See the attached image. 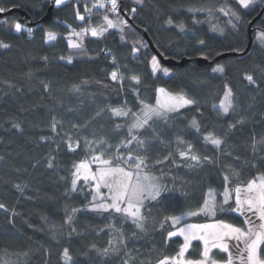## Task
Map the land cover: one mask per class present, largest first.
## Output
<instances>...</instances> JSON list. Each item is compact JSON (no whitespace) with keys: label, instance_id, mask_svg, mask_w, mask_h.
Instances as JSON below:
<instances>
[{"label":"trees","instance_id":"obj_1","mask_svg":"<svg viewBox=\"0 0 264 264\" xmlns=\"http://www.w3.org/2000/svg\"><path fill=\"white\" fill-rule=\"evenodd\" d=\"M76 3L67 0L56 7L53 0H0V7L12 10L0 17V41L10 45L0 48V203L7 209H0V264H157L183 243L181 238H168L174 230L168 217L197 210L209 187L222 190L224 174L234 182L264 174V43L258 36L264 32V12L249 29L264 2L256 0L243 8L236 0H140L135 6L132 0H119L120 17L129 25L125 38L121 40L119 29H110L103 37H87L86 53L73 55L69 64L60 59L72 54L63 37L86 26V21L75 18ZM85 3L91 7L92 0H81V13ZM225 4L240 17L235 28L227 23L230 17L218 11ZM51 5L50 17L43 21ZM104 13L105 9L93 8L92 24L100 23ZM14 22L25 30L16 32ZM26 28L33 29L31 35ZM248 30L252 43L246 53L210 65L195 61L243 52ZM47 31L56 32L58 39L46 43ZM145 35L164 58L187 62L160 63L171 72L153 75L150 61L155 54ZM201 40L203 45L198 43ZM134 45L139 49L135 54ZM217 65L223 73L212 71ZM113 70L124 76L122 85L111 80ZM133 75L140 77L139 84L130 80ZM245 75H252L256 83H249ZM44 84L50 87L45 89ZM225 84L234 93L235 107L222 114L213 105L218 109ZM74 85L79 91L73 90ZM157 87L184 92L197 103L171 114L167 121L153 123L157 138L151 130H140L141 139L152 141L144 149L129 146L133 155L146 158V171L167 189L158 200L145 201L141 231L119 214L88 211L90 186L80 181L77 191H71V174L73 165L101 151L104 158L114 156L115 145L128 139L127 127L115 126L127 125L130 118L114 117L107 109L123 106L137 111L141 99L154 103ZM53 118L58 122L55 131ZM193 119L199 133L192 127ZM209 131L223 140L220 149L205 145L202 137ZM177 137L216 163L188 167L192 162L178 155V147L184 146L177 145ZM101 138L112 148L90 149L84 143ZM70 142L74 150H69ZM120 151L127 155V150ZM72 208L82 211L69 226L64 221ZM220 218L236 224L243 219L233 213ZM193 247L188 255L198 258L199 242L194 241ZM64 248L69 249L70 262L63 259ZM105 248L115 250L104 255ZM216 258L224 259L226 254L217 252Z\"/></svg>","mask_w":264,"mask_h":264},{"label":"snow or ice","instance_id":"obj_2","mask_svg":"<svg viewBox=\"0 0 264 264\" xmlns=\"http://www.w3.org/2000/svg\"><path fill=\"white\" fill-rule=\"evenodd\" d=\"M53 2L56 7H60L66 4L67 0H53ZM80 2L81 0H77L74 5L75 18L81 22L86 21V26L79 31L72 29L63 37L72 54L68 57L61 56L60 59H66L69 64L73 62V55L86 53L85 40L87 37L99 38L103 37L110 29H119L122 33L121 40H123L125 38L123 35L124 30L129 27L128 20L120 17L119 0H92L91 7L87 3L84 4V13L80 11ZM237 2L243 8H248L255 4L256 0H237ZM93 8L105 9L101 22L95 25L92 24L91 20ZM6 11L7 9L0 7V13ZM131 11L134 13L136 9L133 8ZM218 11L225 16H229L230 19L227 23L233 28L236 27L234 21L238 22L240 17L230 5L221 6ZM109 13L113 14L115 19L110 18ZM172 22L169 18L168 23L171 24ZM12 26L16 32L25 30L19 22H14ZM179 27L183 30V25H179ZM68 28L71 29V25H68ZM213 29L222 31L216 25H213ZM26 31L31 35L33 29L26 28ZM258 36L261 42L264 43V32L258 33ZM44 39L46 43L56 41L58 34L54 31H47ZM198 43L203 45L204 41L201 40ZM9 47V44L0 41V48ZM137 51L139 49L134 45L133 54ZM113 61L115 62L114 56ZM150 64L153 75L158 71L163 72L164 75L171 72V69L161 66L155 55L151 57ZM212 71L223 73L224 68L217 65ZM110 77L112 81L121 82L122 85L124 76L118 70H113ZM244 78L251 84L256 83L252 75H245ZM130 80L135 84L140 83V77L136 75L131 76ZM83 83H87V81H83ZM49 87L48 84H44L45 89ZM73 90L79 91V85H74ZM133 90L135 91V89ZM155 93L154 103L141 99L137 111H132V109L123 106L107 109L114 117L130 118V123L127 125L116 124L115 126L117 129L127 127L128 139L121 140L119 144L115 145L116 154L114 156L104 158L105 151H101L88 160H82L73 165L74 170L71 174V191H77V185L80 181H83L84 185L90 186L91 201L86 206L88 211L119 214L125 220L130 219L131 223L141 231L144 230V218L141 215V208L145 201L158 200L162 191H167V189L159 183V178L150 175L146 171V158L133 155V150L129 146L135 144L137 150L144 149L145 145L152 141L141 139L137 135L140 130H151L153 137L157 138L155 129L151 127L153 123L161 120L167 121L171 114L197 103L196 100L190 98L184 92H173L165 87H157ZM234 107V93L231 87L225 84L218 109L216 105H213V108L219 113L227 114L230 110H234ZM101 111H104V109ZM57 123L53 118L51 127L54 131ZM191 124L199 133L200 126L198 122L193 119ZM16 126L19 127V125ZM229 127H234V125L230 124ZM202 139L206 146L211 145L217 150L223 144V140L212 131L204 134ZM69 140H71L70 135ZM84 143L90 149L97 146L101 149H104L105 146L107 149L112 148V145L108 144L103 138L97 141L86 139ZM176 143L178 146H184L183 148L178 147L177 151L181 158L192 162L187 165L188 167H199L205 162L216 163L210 157H202L197 154L195 146L191 142L177 137ZM79 144L80 141L77 140L76 146L79 147ZM121 148L127 150V155L120 151ZM69 150H74L71 142L69 143ZM93 165H95V170H93ZM48 166L52 167L51 161ZM233 176L238 179V174L233 173ZM222 179V190L209 187L204 193L203 202L197 210L167 218L175 229L167 233L168 238H182L183 243L179 245L174 255L163 256L157 261V264H264V174H258L246 182H234L230 180L228 174H224ZM15 187L20 189V185H15ZM0 209L7 210L3 203H0ZM78 211H82V209L72 208L70 213L66 215L65 224L71 226ZM229 213L237 214L243 218L242 222L236 224L220 218L221 215ZM200 216L208 218L210 222H188L189 218ZM194 241L199 242L201 246L198 258H191L188 255L190 250H194ZM109 244L111 245L112 241H109ZM114 250V248H105L103 254L107 255L109 251ZM214 250L216 251L214 252ZM217 252L226 254V258L217 259ZM62 256L66 262L71 261L68 248L63 249Z\"/></svg>","mask_w":264,"mask_h":264},{"label":"water","instance_id":"obj_3","mask_svg":"<svg viewBox=\"0 0 264 264\" xmlns=\"http://www.w3.org/2000/svg\"><path fill=\"white\" fill-rule=\"evenodd\" d=\"M51 7H52V5L49 7L48 13H47V14L45 15V17L42 19L43 21H47V20L49 19V17H50V16H49V12H50V10H51ZM11 11H12V10H10V11L4 13V14H0V17L4 16L5 14H10V13H12ZM263 12H264V6H263V8L261 9V11L258 13V15H256V16L251 20V22L249 23V29H250L252 23H253L256 19H258V18L262 15ZM248 32H249V40H248V44H247V46H246V48H245V50H244L243 52H241V53H236V52H226V53H222V54L216 56L212 61H208V60L205 59V58H197L195 61H196L197 64H199V65H206V64H207V65H210L213 61H217V60H219V59H221V58H225V57H228V56H237V55H242V54L246 53V52L249 50V48H250V46H251V43H252L251 31L248 30ZM144 38H145V40L148 42L150 48L152 49V51L154 52V54L157 56V58H158V60L160 61L161 64L166 65V66H173V65H180V66H182L183 64H185V63L187 62V60H184V59H182V60H180V61H175V60H173V59H167V58H164V57H163V56H162V55H161V54H160V53L154 48L152 42L149 40V38H148L146 35L144 36Z\"/></svg>","mask_w":264,"mask_h":264},{"label":"rangeland","instance_id":"obj_4","mask_svg":"<svg viewBox=\"0 0 264 264\" xmlns=\"http://www.w3.org/2000/svg\"><path fill=\"white\" fill-rule=\"evenodd\" d=\"M237 1V0H236ZM132 2L134 3V6L135 5H137V4H139V2H140V0H139V2H138V0H132ZM134 8V7H133ZM110 18H113V19H115V16H111ZM210 19H212L211 17H210ZM216 31H218V30H216ZM65 62H67L66 61V59H65ZM218 106H219V104H218ZM93 167V170H95V165H93L92 166ZM150 174V173H149ZM150 175H152V174H150ZM152 176H154V175H152ZM156 177V176H155ZM160 183V182H159ZM104 191H106V190H104ZM180 215V214H179ZM190 219H192V217L191 218H189V220H188V222H190V223H205V222H210L209 220H208V218H206V220L205 221H202V222H195V220H190ZM175 230V229H174ZM182 239V238H181ZM183 240V239H182Z\"/></svg>","mask_w":264,"mask_h":264}]
</instances>
